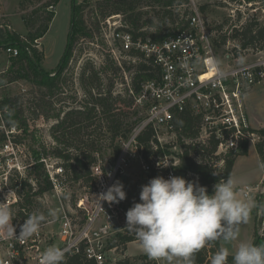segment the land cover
Returning <instances> with one entry per match:
<instances>
[{
    "label": "trees",
    "instance_id": "obj_1",
    "mask_svg": "<svg viewBox=\"0 0 264 264\" xmlns=\"http://www.w3.org/2000/svg\"><path fill=\"white\" fill-rule=\"evenodd\" d=\"M39 2H41L40 5H34L28 13L22 15L27 34L22 36L7 30L6 37L1 41L4 43L2 46L0 44L1 47H15L18 50L4 72L3 81L9 83L25 79L36 87L44 89L39 103L37 102L38 112H34L33 116L37 117L44 113L46 117L56 120L50 129L55 140V144L52 145V155L62 161L68 181L81 182L85 188L91 190L94 186L91 166L97 162V154L99 155L102 146L105 145L110 149L114 158L120 150V140L128 136L139 119L134 118L137 114L134 111L135 108L126 110V107H131L133 104L131 97L127 99L126 107L121 106L117 101L121 96L120 93H114L117 74L129 73L133 90L137 91L141 81L154 77L158 69L138 51L128 53L131 58L136 59L134 62L132 59H125L121 60L120 65L108 54L99 68L89 59L81 67L78 83L83 96L77 98V95L73 94L77 105L60 109L48 116L44 112L50 104L45 100L46 95H57L63 92L62 83L66 67L81 39L92 38L97 45L104 44L101 31L106 18L119 14L123 29L132 33L135 38H149L157 42L186 28L193 11L189 0H95L94 7L89 10V16L86 17L89 0H72L66 47L58 64L49 71L43 67L44 52L38 48L37 44L48 31L59 0H39ZM20 8H26L24 1L20 3ZM200 9L203 11L204 6ZM226 20L217 26V29L220 28L219 31L222 32L219 36L220 40L215 42L218 47L227 39H231L244 48H264V28L255 19L247 20L238 28H230L229 33L223 32L222 29L228 22V19ZM99 39L101 42H98ZM21 104L20 97L17 95L6 96L0 100L8 126L27 127ZM199 125L198 115L187 110L175 114L176 142L181 151L177 155L183 160V166L178 169L183 173V178L206 187L207 192L211 194L215 183L230 177L236 158L247 153L249 143L244 141L238 150L228 149L215 154L218 141L214 137H210L206 143L196 140ZM251 130L258 134L254 144L260 161H264V126ZM138 141L144 146L143 155L149 163L152 162L153 157L174 156L171 148L175 143H166L163 147L157 145L151 127H146L140 132ZM36 157L26 177L18 176L17 183H11L12 188H16V185L19 187L15 190L16 202L10 204L11 209L17 208L12 221L24 222L30 213L36 211L34 207L37 201L52 189L44 163L39 155ZM215 160H219L221 165L216 166ZM166 170L151 166L146 173L147 181L156 176L164 177ZM261 202L259 199V204H262ZM254 214L252 242L261 245L264 244V235H258L257 225L264 220V207L260 209V212L255 210ZM134 240L136 239L133 234H122L110 241L109 245L121 246L125 251L127 243ZM219 248V240L206 244L195 254V264H210L211 257ZM82 260V255L65 256L64 264H82ZM228 264H232L231 254L228 257Z\"/></svg>",
    "mask_w": 264,
    "mask_h": 264
},
{
    "label": "built area",
    "instance_id": "obj_2",
    "mask_svg": "<svg viewBox=\"0 0 264 264\" xmlns=\"http://www.w3.org/2000/svg\"><path fill=\"white\" fill-rule=\"evenodd\" d=\"M189 1L192 3L190 7L193 14L189 17L187 27L157 42L149 38H135L132 33L123 29L119 14L105 19L101 31L103 41L107 42L110 55L119 65L125 59H132L134 62L136 59L131 58L128 53L138 51L158 69L154 77L141 81L137 91L133 90L130 76L125 74V81H122L127 96L133 101V108L143 114L128 136L120 140V150L114 160L107 166L102 165L99 160L91 166L94 177L93 190L90 192L91 206H83L86 198H81L77 203L78 208L83 207L85 210L83 218L77 221L60 207L62 214L55 220V231L45 234L46 226L51 224L45 223L36 235L26 241L10 240L0 234V264H39V254L49 245L61 247L65 256L82 255V264L115 263L113 255L119 246H110L109 242L118 235L132 234L125 228V214L131 207L130 201L125 192L126 198L119 203L101 201L99 206L96 202L97 195L116 182L135 162L146 173L153 166L156 169H167L164 178L175 175L170 155L153 157L151 163L145 160L144 146L139 143L138 135L146 127L153 129L157 145L163 147L166 143L173 144L167 141L165 133L169 134L170 140H176L175 114L187 110L200 117L196 140L206 143L210 137H214L218 141L215 154L228 149L238 150L242 142L250 143L258 139V134L251 130L249 124L244 96L254 85L264 83V48H244L237 41L227 39L221 45L224 47V55L220 61L216 55L218 46L215 43L219 41V30L209 28L202 19L195 0ZM257 3L258 0H248L246 5H230L232 8L229 17L234 18L236 11L247 15L245 9L256 12L258 7L254 5ZM233 27L238 28L239 25L233 24ZM230 30L225 31L229 33ZM4 50L11 56L18 53L15 47H6ZM211 58L220 61L219 73L215 68L209 67ZM115 88L114 93H121ZM17 127L7 125L4 109L0 105V129L4 128L7 133L12 134ZM5 146L9 151L8 145ZM41 161L52 185L48 193L60 201L58 192L65 191L64 167L57 160L48 162L41 158ZM167 161V167L158 166ZM2 183L6 185V182ZM240 187L250 198L251 192L257 190L256 186ZM12 223L16 226L15 232L18 235L23 222L15 220Z\"/></svg>",
    "mask_w": 264,
    "mask_h": 264
},
{
    "label": "rangeland",
    "instance_id": "obj_3",
    "mask_svg": "<svg viewBox=\"0 0 264 264\" xmlns=\"http://www.w3.org/2000/svg\"><path fill=\"white\" fill-rule=\"evenodd\" d=\"M24 1L26 8L21 9L20 3ZM71 1L72 0H59L55 7V15L49 25L48 31L42 37L41 43L38 41V48L44 52L43 67L49 71H52L55 66L58 64L61 56L66 47L67 35L69 31L70 16H71ZM80 1V0H77ZM89 7L86 9V17L89 16V10L94 7L95 0H89ZM196 7L201 14L202 19L205 21L209 28H218L217 26L221 24L224 20L228 19V22L224 25L223 32L225 30H230L232 25L236 24L241 26L247 20L255 19L259 25L264 28V0H258L257 5L258 10L252 12L249 9H245V14L243 15L240 12L236 11L234 18H230L231 6L234 3L240 4L248 3V0H195ZM39 0H0V44L7 34V30L14 31L22 36L27 34L26 26L23 21L22 15L28 13L34 5H40ZM190 6L192 3L190 2ZM204 6V10L201 11L200 7ZM249 8V7H247ZM227 21V20H226ZM219 30H221L219 28ZM219 31V36H220ZM102 39L103 36L101 35ZM92 38L81 39L79 44L76 45L75 50L72 54L71 59L68 62V65L65 70L64 82L62 83L63 92L57 95H46V99L50 104L47 109H45V114L51 116L60 109H66L69 106L77 105L75 102L73 94L77 95V98L83 96V92L78 83V74L85 63L86 60H91L96 67H100L102 60L110 54L108 51L107 42L103 41V45H97L96 41ZM220 40V38H219ZM98 42H101L99 39ZM0 46V100L6 96H19L21 100V110L23 116L27 121V127H18L15 133H7L4 128L0 129V201L11 204L16 202L17 193L15 192L16 188L11 187V183L16 184L18 176L26 177L27 172L31 169L32 164L36 160V156L39 155L41 158L47 159L48 162H53L57 160L59 163L62 161L55 158L52 155V145L55 144V140L51 135V126L56 122L52 117H46L45 115L39 114L37 117L33 116L34 112H38L37 102L39 103L40 97L44 92V89H40L35 85L31 84L25 79H20L17 81L6 83L3 81L4 72L8 69L11 63L12 56L5 52V48ZM82 47V48H81ZM81 50V51H80ZM217 58L222 61L224 55V47H218L216 51ZM125 74L129 76L127 72H121L117 74V80L115 81L114 88L117 86L118 90L121 92L120 98H118V103L121 106H127L128 96L125 90V84L122 81H125ZM123 78H119V76ZM123 83L122 85H120ZM117 88H115L117 90ZM124 89V90H123ZM116 94V93H115ZM133 109L131 107H126V110ZM137 114L134 115V118H140L143 114L142 111H137ZM260 122V120H258ZM166 134L167 141L175 143L172 146L171 150L174 152L172 157L173 161V170L176 176L183 177V173L178 169V167L183 166L182 158L177 155L180 154V146L176 140H170L168 133ZM8 150L7 151V146ZM40 158V159H41ZM97 158L102 163V165L107 166L110 164L114 158L112 156L111 150L106 148L105 145L102 146V149L97 154ZM97 160V162H98ZM216 166H220L221 162L219 160L214 161ZM62 164V163H61ZM179 165V166H177ZM241 166V164H240ZM235 172V180H243L248 185L253 187L258 186V189L251 192V199L255 202L256 207L252 209L250 219L247 223H242L239 225V240H249L252 241V227L255 223V214L254 211L258 209L257 201L261 199L262 208L264 206V191L259 192L264 187V182H259V176L261 169L259 171L257 163L250 161L243 169L241 167ZM175 167V168H174ZM64 186L65 191H70L71 196L68 199H63L59 201L56 197H53L50 193H46L41 199H39L34 207L36 211H42L47 215V210L49 208L59 209L63 207L65 212L70 214L73 218H76L77 221H80L84 216L83 207L78 208L77 203L81 198H86V203L84 202L85 207L89 208L90 205V192L93 190H88L82 185L81 182H71L65 179ZM6 182V185L2 183ZM117 181H120L123 184V190L127 193L129 198V204L132 206L133 203L139 202V192L141 186L146 184V172L143 171L140 164L135 162L126 170V172L118 178ZM33 185L34 182H32ZM259 192V193H258ZM16 207L12 209L13 218L15 217ZM63 210V211H64ZM62 214V209L59 210V216ZM56 223L53 222L46 226L45 234L48 231H55ZM257 233L260 236L264 234V222L257 225ZM232 241L231 243H225L223 240H220L222 247H228L230 253H234L236 246L239 242ZM1 251V250H0ZM129 251L132 253H138L143 251L140 249L138 241L132 242L129 245ZM1 253V252H0ZM124 250L121 246L115 251L113 255L115 263L112 264H158L157 260L149 258L146 254L144 255H133V256H123ZM160 264H169L166 260H159ZM172 264H177L174 260Z\"/></svg>",
    "mask_w": 264,
    "mask_h": 264
},
{
    "label": "clouds",
    "instance_id": "obj_4",
    "mask_svg": "<svg viewBox=\"0 0 264 264\" xmlns=\"http://www.w3.org/2000/svg\"><path fill=\"white\" fill-rule=\"evenodd\" d=\"M243 61L241 60V63ZM209 67L220 72V61L211 58ZM158 166L167 167L168 161ZM179 166V165H177ZM264 170V161L258 163ZM101 174V173H100ZM99 174V175H100ZM59 196L68 199L70 191L59 190ZM100 202L119 203L126 198L123 184L114 182L97 195ZM255 202L232 177L220 179L211 194L206 187L176 175L156 176L141 186L139 202L126 211V229L138 241L143 252L153 260L169 264H195V254L206 244L223 240L226 244L239 240V225L250 219ZM59 209L49 208L30 213L16 235L13 214L9 204L0 201V234L7 239L28 240L43 224L52 223ZM264 264V244L239 240L234 253L220 247L210 264ZM39 264H64L65 251L58 245H49L38 256Z\"/></svg>",
    "mask_w": 264,
    "mask_h": 264
},
{
    "label": "crops",
    "instance_id": "obj_5",
    "mask_svg": "<svg viewBox=\"0 0 264 264\" xmlns=\"http://www.w3.org/2000/svg\"><path fill=\"white\" fill-rule=\"evenodd\" d=\"M49 29V28H48ZM42 37L38 40L41 43ZM45 57V55H44ZM245 99V105H246V111H247V116H248V120H249V124L253 129H260L264 126V83H260V84H256L254 85L244 96ZM258 120H260V122H258ZM250 161H253L254 163H258L260 162L259 156L256 152V148H255V144L254 142H250L248 144V149H247V153L244 155H239L233 165L232 168V172L230 177H234L236 170L238 169V167L241 164V168L243 169L247 164H249ZM259 171L260 168L258 167ZM234 179V178H233ZM240 186H246L248 185L245 181L243 180H236ZM259 182H264V174H263V170L261 169L260 172V176H259ZM251 186V185H250ZM258 189V186H256ZM264 191V187L259 190V192ZM258 192V193H259ZM258 204V209L260 211V207H259V199L257 201ZM260 206H262L260 204ZM264 207V206H263ZM262 207V208H263ZM254 226V224H253ZM252 240H253V227H252ZM137 240L134 241H130L127 243L126 245V249L123 253V256H133V255H144L145 253L143 251H140L138 253H132V251H129V245L132 242H136ZM220 241V240H219ZM220 247H222V244H220ZM140 249L141 246H140ZM158 261V260H157ZM158 264L159 261H158Z\"/></svg>",
    "mask_w": 264,
    "mask_h": 264
}]
</instances>
